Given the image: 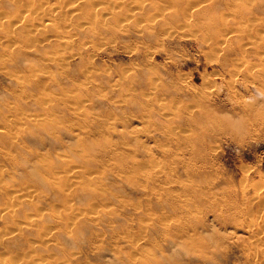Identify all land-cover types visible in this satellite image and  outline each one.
Wrapping results in <instances>:
<instances>
[{
  "label": "rangeland",
  "instance_id": "rangeland-1",
  "mask_svg": "<svg viewBox=\"0 0 264 264\" xmlns=\"http://www.w3.org/2000/svg\"><path fill=\"white\" fill-rule=\"evenodd\" d=\"M72 1L0 0V264H264V0Z\"/></svg>",
  "mask_w": 264,
  "mask_h": 264
},
{
  "label": "bare ground",
  "instance_id": "bare-ground-1",
  "mask_svg": "<svg viewBox=\"0 0 264 264\" xmlns=\"http://www.w3.org/2000/svg\"><path fill=\"white\" fill-rule=\"evenodd\" d=\"M55 1V4L53 5V6H55L54 7V10L56 9V7H58V8H65L66 10H68L69 12H72L73 10L75 11V9L76 8H78L77 7V5L76 4H74L73 3V1L72 0H54ZM79 1V0H78ZM77 1V2H78ZM196 1H198V0H196ZM204 1V0H203ZM96 2V1H95ZM193 3H194V1H192ZM94 3V2H93ZM196 3V2H195ZM97 5V4H96ZM194 7V6H193ZM205 7V6H204ZM27 8V7H26ZM26 8L24 9L25 11H26ZM32 8V7H31ZM36 8V7H35ZM50 8H52V7H50ZM57 8V9H58ZM28 9V8H27ZM39 9V8H38ZM53 9V8H52ZM113 9H114V6H113ZM201 9H203V4H196V6H195V12L197 11H199V10H201ZM43 10H44V8H43ZM61 10V9H60ZM95 10V9H94ZM50 12L51 11H53V10H49ZM24 12V11H23ZM35 12V14H36V11H33V13ZM61 12H62V10H61ZM91 12V11H90ZM96 12V11H95ZM99 12V11H98ZM98 12H97V14H98ZM101 12V11H100ZM0 13H2V10L0 11ZM25 13H27V12H24V14H22V17H23V15H25L26 16V14ZM29 13V12H28ZM43 13V12H42ZM42 13H40V14H42ZM49 13V12H48ZM3 14V16H4V13H2ZM44 14V13H43ZM90 15V14H89ZM101 15V14H100ZM46 16V15H45ZM50 16H52V14L50 15ZM49 16V17H50ZM99 16V15H98ZM249 16V15H248ZM30 17V16H29ZM28 17V18H29ZM260 17V16H259ZM3 18H5V17H2V19ZM43 18H45L46 20H47V18L46 17H43ZM90 18V17H89ZM92 18H94V16H92ZM1 19V20H2ZM10 20H11V18H9ZM8 19V20H9ZM13 19V18H12ZM25 19V18H24ZM49 20L51 19V17L50 18H48ZM6 21H7V19H5ZM16 20H17V18H16ZM21 21V20H20ZM15 22V21H14ZM21 22H23V21H21ZM50 22V21H49ZM226 22V21H225ZM26 23H28V22H26L25 21V25H26ZM46 23V22H45ZM9 24V23H8ZM31 24V23H30ZM46 24H48V23H46ZM45 24V25H46ZM27 26H29V25H27ZM228 35V34H227ZM61 36V35H60ZM230 36V35H229ZM64 37V36H63ZM66 37V36H65ZM224 37V36H223ZM68 38V37H67ZM226 38V37H225ZM229 38V37H228ZM65 39V38H64ZM225 41H226V39H224V43H225ZM67 42V41H66ZM218 42V41H217ZM223 42V41H222ZM52 56V55H51ZM52 59V58H51ZM49 61V60H48ZM51 61V60H50ZM260 65H262V64H260ZM247 68V67H246ZM254 67L252 66V68L251 69H253ZM258 69H259V67H258ZM258 69H257V71H258ZM248 70V69H247ZM261 70H262V68H261ZM264 70V69H263ZM249 72H251L252 73V70L250 71L249 70ZM261 72V71H260ZM264 72V71H263ZM259 74V73H258ZM261 74V73H260ZM251 74H249V76H250ZM262 77V76H261ZM264 81V80H263ZM264 88V87H263ZM28 117V116H27ZM34 117V116H33ZM34 119V118H33ZM69 165V164H68ZM71 166H72V164H71ZM75 167V166H74ZM74 167H72V169L74 168ZM68 168H69V166H68ZM65 170L67 169V168H64ZM74 169H76V168H74ZM71 171V170H70ZM76 171H78V170H76ZM67 171H65V173H66ZM75 174V173H74ZM70 176H71V174H70ZM69 178V177H68ZM73 179V178H72ZM75 182V181H74ZM18 193V192H17ZM17 193H16V195H17ZM10 194H11V192H10ZM26 194V193H25ZM31 194V193H30ZM11 195H13V194H11ZM11 195H10V197H11ZM256 196H257V193L255 194ZM25 196V195H24ZM260 197V196H259ZM13 198V197H12ZM11 198V199H12ZM15 198H16V196H15ZM258 198V197H257ZM262 197H260V199H261ZM263 198H264V196H263ZM13 200V199H12ZM262 200V199H261ZM260 203V202H259ZM262 203H264V202H262ZM11 205V204H10ZM259 205V204H258ZM263 205V204H262ZM262 207V206H261ZM7 208V207H6ZM262 209V208H261ZM5 209L3 208L2 209V211H4ZM7 210V209H6ZM13 210V209H12ZM92 210H94L93 208H92ZM9 211H11V210H9ZM90 211V210H89ZM264 211V210H263ZM1 212V211H0ZM2 213V212H1ZM11 213V212H10ZM83 213V212H82ZM94 213V212H93ZM74 214H76V213H74ZM79 214H80V212H79ZM81 215V214H80ZM86 216V215H85ZM23 221V220H22ZM28 222V221H27ZM20 223H21V221H20ZM24 223V222H23ZM20 226V225H19ZM143 227V226H142ZM264 229V228H263ZM11 230V229H10ZM43 234H45V233H43ZM260 234H261V232H260ZM259 234V235H260ZM42 235V234H41ZM46 235V234H45ZM47 237V236H46ZM251 237V236H250ZM263 239H264V237H263ZM262 239V240H263ZM253 240H255V239H253ZM135 244V243H134ZM261 244H263L262 242H261ZM263 246V245H262ZM256 252H257V250H255ZM258 253H260V254H262L263 256H264V248H258ZM262 256V257H263ZM264 259V258H263ZM262 261V260H261ZM260 261V262H261Z\"/></svg>",
  "mask_w": 264,
  "mask_h": 264
}]
</instances>
